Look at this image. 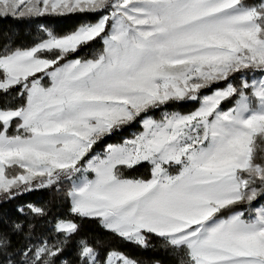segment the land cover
<instances>
[{"label": "snow or ice", "instance_id": "snow-or-ice-1", "mask_svg": "<svg viewBox=\"0 0 264 264\" xmlns=\"http://www.w3.org/2000/svg\"><path fill=\"white\" fill-rule=\"evenodd\" d=\"M9 14L86 18L0 44V198L68 182L72 217L145 250L154 235L177 264H264V0H0ZM185 101L199 106L166 107ZM141 164L149 178L125 175ZM28 209L7 232L0 220V264H58L70 246L74 264H141Z\"/></svg>", "mask_w": 264, "mask_h": 264}, {"label": "trees", "instance_id": "trees-1", "mask_svg": "<svg viewBox=\"0 0 264 264\" xmlns=\"http://www.w3.org/2000/svg\"><path fill=\"white\" fill-rule=\"evenodd\" d=\"M81 15H70V16H64V17H53V16H44L40 18H18L13 17L12 15L2 16L0 15V44L11 42L14 43L16 46L20 47H28L31 46L40 36V26L45 25L48 28L49 24H57L58 27L61 30L68 31L72 29H68L71 24H78ZM29 24L35 25L39 29L36 30V35L34 36L33 30L32 33L29 35L27 34V30L25 33V29ZM35 27V28H36ZM75 28V27H74ZM18 30V31H17ZM18 32V33H17ZM63 32V31H61ZM97 42L100 43L99 40ZM96 42V43H97ZM95 44V42L87 48H84L80 50L78 53L74 54L71 58L79 57V54L82 52H85L87 50H91L92 46ZM235 85L239 86L238 83ZM212 89L209 90V92ZM224 106L231 105V102L226 101ZM172 104L167 105L166 107L170 109ZM129 129H134L132 126L124 128L122 131L118 133H114L110 137H105L103 141L100 142L97 146H95V151L99 148H103L104 144L107 143H119L121 142L125 137L129 136L128 131ZM137 130H140V127L137 128ZM136 131V132H138ZM8 171V170H7ZM10 174L12 171H8ZM125 175L129 178L135 177V178H149L150 177V171L149 166L147 164H141L137 167H135L132 170L124 169ZM69 187V183L65 182L62 186V188L59 191L53 190V189H35L31 191H26L22 194H17L12 199H2L0 198V208L2 206H6L7 208L8 204L14 201L26 202L28 204H34L37 207H42L47 213L46 220L49 222H53L55 219L58 218H71L75 220L80 225L79 233L77 234L78 237H87L89 242H92L96 239H101L104 241V243L114 249H118L121 252L125 253L128 257L137 259L141 262V264H154L155 261H160V264H177V260L175 257L162 247L160 238L153 236H150V244L152 247L145 250L142 248H139L137 246H134L130 243H127L123 241L122 239L115 237L109 233H106L95 220H80L78 217H72L69 212V202L65 196V192ZM21 199V201H20ZM62 199L64 201V206H61L59 204V200ZM264 200H260L255 202L259 203ZM237 207H244V205H239ZM3 222L6 224L5 231H8L9 221H12L11 219L7 218L6 216H2ZM15 218L19 219L21 216H19L17 213L15 214ZM37 233H41L45 231L43 226L37 227ZM12 241L19 243V238L16 236H12ZM115 244H121L119 247H116ZM68 247L67 249H69ZM66 249V250H67ZM70 264V263H69Z\"/></svg>", "mask_w": 264, "mask_h": 264}, {"label": "rangeland", "instance_id": "rangeland-1", "mask_svg": "<svg viewBox=\"0 0 264 264\" xmlns=\"http://www.w3.org/2000/svg\"><path fill=\"white\" fill-rule=\"evenodd\" d=\"M9 15H11V14H9ZM75 15H81V14H75ZM82 16V15H81ZM53 17H60V16H53ZM86 18V15L85 16H82V17H80V20H79V22H78V24L83 20V19H85ZM78 24H71V26L68 28V29H74V27H76ZM35 25H32V24H29L28 26H27V28L25 29V33H26V30H27V34L29 35L30 33H32V31L31 30H33V33H34V36H33V38L35 37V35H36V30L37 29H39L38 27H36ZM48 28L49 29H51V30H53L54 32H56L57 34H63V33H65V32H69V31H71V30H68V31H64V30H61L59 27H58V25L57 24H49L48 25ZM18 31V30H17ZM61 31H63V32H61ZM18 33V32H17ZM97 42V41H96ZM95 42V44L92 46V48H91V50H87V51H85V52H82V53H80L79 54V58H84V59H88V58H91L93 55H94V53L95 52H97V51H99V50H101L102 49V47H103V45H102V43L100 42H97L96 43ZM251 73H249V77H251ZM239 76H240V74H236V77L235 78H233L232 79V82L234 83V84H236V83H238V84H240V79H239ZM220 86H222V85H213L212 86V90H214L215 88H217V87H220ZM209 90L210 89H204V90H202V95L203 94H209L210 92H209ZM211 90V91H212ZM170 104H172V106L170 107V109L169 110H175V111H179V112H181V113H188V112H191V111H193V110H195V108H197L198 106H199V104H198V102H187V101H185V102H179V103H177V102H172V103H170ZM224 105H227V104H225V102L221 105V107L223 108V109H228L231 105H228V106H224ZM156 115L158 116L159 115V113H156ZM130 126H132L134 129H129V131H128V135L129 136H127V137H125V138H130L134 133H136V131H138L137 130V128L139 127V124H137V123H134V124H132V125H130ZM130 126H127V127H130ZM102 150H103V148H99L98 150H96L95 151V153H100V152H102ZM9 171V170H8ZM10 171H12V170H10ZM26 192V191H25ZM25 192H23V193H25ZM20 201H21V199H20ZM59 204L61 205V206H64V201L62 200V199H60L59 201ZM8 205V207L7 208H5L6 206H2L1 208H0V220H2L3 221V215L4 216H6L7 218H9V219H11L12 221H9V224L11 223V222H13V221H18V219L17 218H15V214L17 213L19 216H21V218L19 219V221H22V220H24V219H26V216H25V214L26 213H29V209H28V205H34V204H28V203H26V202H21V203H19L18 201H14V202H9V203H7ZM254 205L255 206H261V205H264V201H261V202H259V203H256L255 204V202H254ZM35 206V205H34ZM21 209H23V212H21L20 210ZM5 227H6V224L3 222V228H4V230H5ZM37 234H39V233H37ZM17 237V236H16ZM21 243V241H19V243H17V241L15 242H13V244L14 245H16V244H20ZM121 244H115V246L116 247H119ZM57 260H58V264H59V261L60 260H68L69 261V263L70 264H74V260H75V248L74 247H72V246H70V248L69 249H67V250H65V252L60 256V257H58L57 258Z\"/></svg>", "mask_w": 264, "mask_h": 264}]
</instances>
